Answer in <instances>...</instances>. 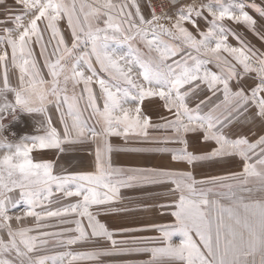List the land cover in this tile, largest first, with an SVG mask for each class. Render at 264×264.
<instances>
[{
	"label": "snow or ice",
	"instance_id": "1",
	"mask_svg": "<svg viewBox=\"0 0 264 264\" xmlns=\"http://www.w3.org/2000/svg\"><path fill=\"white\" fill-rule=\"evenodd\" d=\"M16 4L21 12L8 17L15 27L0 36V132L6 115L16 119L22 112L43 118V134L18 143L0 140V264H74L110 255L104 249L50 255L48 249L53 239L55 245H74L90 238H104L115 248L112 232L90 209L110 205L120 187L139 180L168 182L179 193L172 205L174 222L153 226L158 237L136 241L153 245L134 249L151 253L148 264H264V136L250 143L247 138L229 139L220 131L226 121L239 120L253 109L248 119L264 122V53L225 23L243 24L264 41V32L257 31L256 20L245 10L264 17V7L255 0H208L180 8L173 20L157 15L155 9L146 19L137 0H16ZM197 18L207 21L206 31ZM62 20L70 29V46L59 27ZM162 21H170V26ZM229 36L239 41L238 47L228 43ZM33 45L39 48L47 79ZM120 45H126L127 52L118 51ZM14 72L16 85L11 83ZM202 87L210 95L189 107L188 98ZM214 97L218 102L211 103ZM146 98L162 101L170 118L152 124L141 107ZM130 101L135 107L125 106ZM49 106L59 113L62 131L53 126ZM90 119L98 129L89 125ZM149 128L170 129L171 135L156 139L183 145L154 149L171 152L173 161L191 165L236 156L241 169L200 181L191 173L170 170H135L127 179H113L123 170L105 166L103 151H112L107 138L149 139ZM189 133L202 134V141H213L216 147L203 155L189 152ZM89 140L97 144L94 174L57 175L52 162L32 156L34 150L63 152L65 145ZM16 191L27 209L13 217L9 213L16 202L11 194ZM58 193L79 199L67 207H47L57 203L52 198ZM24 217H33L34 226H12L13 218L19 222ZM50 219L75 227L46 231L53 227ZM65 233L76 235L62 238Z\"/></svg>",
	"mask_w": 264,
	"mask_h": 264
},
{
	"label": "rangeland",
	"instance_id": "2",
	"mask_svg": "<svg viewBox=\"0 0 264 264\" xmlns=\"http://www.w3.org/2000/svg\"><path fill=\"white\" fill-rule=\"evenodd\" d=\"M147 4H146V3ZM142 2L146 11H141V14L146 18L150 19L153 9L156 10L157 15H167L173 18L176 17L178 10L182 7L195 4L208 3V0H177V3H172L171 0H146ZM252 0H249L251 3ZM257 4L264 7V0H255ZM215 7V5H213ZM249 15L256 20V29L259 32H264V17L259 16L251 8L245 9ZM207 16V12L204 13ZM198 24L201 30H207V21L202 18H197ZM211 20V17L208 16ZM168 23L170 21H162ZM225 23L258 53H264V41L259 39L252 31H250L243 24H236L232 21H225ZM60 26V25H59ZM189 30L194 31L190 24H185ZM66 31L70 30L65 24ZM199 38V37H198ZM71 44V39L66 40ZM228 43L233 46H239V41L234 37L229 36ZM126 45L118 46V51L127 52ZM37 61L43 64V58L39 54V50L36 51ZM208 67L212 71H218L213 64H209ZM43 68V67H42ZM98 70V69H97ZM104 75L103 73H100ZM253 82L249 81L251 85ZM236 82H232L233 88H235ZM83 86H79L77 91L80 92ZM94 91L99 94L98 87H94ZM210 93L202 87V90L197 91L194 95L188 98L189 107H195L201 100L206 99ZM9 100H12L11 94H9ZM102 106V101H98ZM218 102L217 98L214 97L211 103ZM83 101H81V107H83ZM204 107V111L208 110V107ZM126 107H135V102H129L125 105ZM142 111L145 115L151 118L152 124L164 123L162 118L169 117L164 107L163 102L158 98H146L141 104ZM254 109L250 110L249 113L239 118V120H233L231 123L227 121L223 126H220V131L232 140L239 138H247L251 142H255L260 136H264V122L259 118L248 119V117L254 115ZM49 114L51 115L53 126L58 130L62 131V125L59 122V113L56 112L54 106H49ZM18 115H25L27 118H31L36 122L37 130L40 131L38 134L35 132L29 133L25 137H33L36 135L43 134L41 128L42 117L36 114H26L22 112L17 113ZM88 113H85L87 116ZM16 119H13L10 115L5 116L4 120V131L11 130L14 133L18 125L14 123ZM90 126H95L97 129L98 125H95L94 120L88 121ZM14 124V125H13ZM40 133V134H39ZM35 134V135H33ZM149 139L142 137L131 136L128 140H125L120 136H110L107 138V142L112 147L111 152L103 151V159L105 166H111L113 169H122V173L118 177L113 179H127L129 176L134 175L135 170H170L181 173H191L192 177L197 181L207 179L214 176H225L233 172H229L228 168L231 163H235L234 172H239L241 169V161L239 157H224L217 158L214 160H205L188 164L186 162L173 161L171 152L155 151L158 148H169L179 149L183 145L178 143H165L162 139L164 136L172 134L171 130L165 129H148ZM12 135V134H10ZM14 135V134H13ZM12 135V136H13ZM200 133H189L187 135L188 140V151L194 154L203 155L210 153L213 148L216 147L215 142L209 141L204 142L200 138ZM4 137L0 134V140ZM22 139H20L21 141ZM19 141V142H20ZM18 143V142H17ZM65 151L60 152L57 149H43L34 150L32 156L35 161H49L54 165V174L57 175H77V174H94L96 172V148L97 144L92 141H86L83 143L65 145ZM101 149H104V145L101 142ZM235 162H234V161ZM232 161V162H231ZM231 168V167H230ZM232 169V168H231ZM233 171V170H232ZM130 187H120L118 196L114 198L113 203L107 206H102L100 209L97 206H93L90 211L96 214V218L106 226V228L112 232L113 239L117 241L115 248L112 247L111 242L104 238H90L86 242L77 243L74 245H55V239L50 240V247L48 254L56 255L62 252L71 251L73 253H87L97 249H104L109 251L110 255H102L97 260H80L74 262V264H148L151 260L150 252L135 251L136 248L151 247L152 244H141L136 241L149 240L150 238L158 237L160 233L156 231L155 225H165L174 222V217L171 216V212L174 210L172 207L175 200L178 199L179 193H174L172 189L174 185L171 183H150L143 180L132 181ZM16 207L10 209V215L15 217L16 215H23V212L27 209L26 203L20 198L19 192H13L11 194ZM57 203L48 205L50 208L67 207L78 201L77 197L61 198V194H56L52 198ZM36 211H41L40 208H36ZM53 227L45 229L50 232H59L61 229L66 227L74 228V224H59L56 219H50L47 221ZM12 226L16 227H32L36 223L33 217H24L21 221L17 222L15 218L11 221ZM85 226L87 225L86 218L83 219ZM90 231V230H89ZM35 234V233H33ZM76 233H65L62 238L68 236H74ZM6 238V234H5ZM174 241L179 240L176 236L173 238ZM55 245V246H54ZM67 264V261L65 262Z\"/></svg>",
	"mask_w": 264,
	"mask_h": 264
},
{
	"label": "crops",
	"instance_id": "3",
	"mask_svg": "<svg viewBox=\"0 0 264 264\" xmlns=\"http://www.w3.org/2000/svg\"><path fill=\"white\" fill-rule=\"evenodd\" d=\"M146 0H137V2L139 3V6H140V11H146V9H145V7L147 6V5H143V3L142 2H145ZM146 3V2H145ZM147 4V3H146ZM133 12L135 11V9H131ZM21 12V9H20V6H18L17 4H16V0H3V3H0V36H3V35H5V33H4V29H6V28H8V29H11V28H14L15 26H14V24H13V22L10 20V19H8V17L10 16V15H15V14H19ZM65 24H66V21H64V20H62V21H60V29H61V31H62V34L64 35V37H65V40H68V39H71V34H70V30H68V31H66V29H65ZM47 38V37H46ZM33 48H34V51H35V53H36V51L37 50H39V48H38V46H36V45H33ZM36 57H37V54H36ZM40 64V66H41V68L43 67V64H42V62H40L39 63ZM97 67V69H98V65L96 66ZM42 70L44 71V73H45V78L47 79L48 77H47V70L46 69H43L42 68ZM87 74V73H86ZM17 76H18V72H14V74L12 75V77H11V83L13 84V85H16L17 84ZM80 86H83V85H80ZM40 131V130H39ZM39 131H37V132H35V134L37 133L38 134V132ZM0 134L2 135V132H0ZM35 134H33V135H35ZM40 134V133H39ZM3 136V135H2ZM4 137V136H3ZM5 138V137H4ZM23 138H25V137H23ZM22 138V139H23ZM20 141V140H19ZM19 141H17V142H19ZM17 142H14V143H17ZM235 157V156H234ZM234 161V160H233ZM232 162V161H231ZM235 162V161H234ZM234 166H235V163H231L230 165H229V168H228V170H229V172H234L235 170H234ZM232 169H231V168ZM233 170V171H232Z\"/></svg>",
	"mask_w": 264,
	"mask_h": 264
},
{
	"label": "water",
	"instance_id": "4",
	"mask_svg": "<svg viewBox=\"0 0 264 264\" xmlns=\"http://www.w3.org/2000/svg\"><path fill=\"white\" fill-rule=\"evenodd\" d=\"M4 120L2 123H4ZM14 123L18 125V128L14 133H11V130L9 131V129L7 131H2V135L7 138L9 142H17L23 137L27 136L29 133L38 131L36 122L29 117L27 118L25 115H18ZM10 134L14 135L12 136Z\"/></svg>",
	"mask_w": 264,
	"mask_h": 264
},
{
	"label": "built area",
	"instance_id": "5",
	"mask_svg": "<svg viewBox=\"0 0 264 264\" xmlns=\"http://www.w3.org/2000/svg\"><path fill=\"white\" fill-rule=\"evenodd\" d=\"M155 12H156V10H155ZM156 14H157V12H156Z\"/></svg>",
	"mask_w": 264,
	"mask_h": 264
}]
</instances>
